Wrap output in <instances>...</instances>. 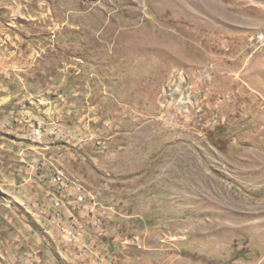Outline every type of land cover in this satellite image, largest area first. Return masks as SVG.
Segmentation results:
<instances>
[{
  "label": "rangeland",
  "instance_id": "374dc122",
  "mask_svg": "<svg viewBox=\"0 0 264 264\" xmlns=\"http://www.w3.org/2000/svg\"><path fill=\"white\" fill-rule=\"evenodd\" d=\"M259 34L264 0H0V99L58 110L34 126L53 129L52 178L106 210L84 223V254L33 215L39 244L24 250L42 264H264Z\"/></svg>",
  "mask_w": 264,
  "mask_h": 264
},
{
  "label": "crops",
  "instance_id": "0c3cea01",
  "mask_svg": "<svg viewBox=\"0 0 264 264\" xmlns=\"http://www.w3.org/2000/svg\"><path fill=\"white\" fill-rule=\"evenodd\" d=\"M0 99V253L13 251L18 244L21 248L26 240L33 249L39 244L35 229L30 224L34 212L31 209L48 201L46 187L52 185V172L49 168L52 140L46 135L41 140L32 136L36 122L53 124V106L38 108L5 107ZM72 109L62 111L71 113ZM48 113V115H47ZM56 115V114H54ZM69 117V116H68ZM74 124V120L72 121ZM75 126V125H74ZM24 200L28 205H21ZM23 206V207H22ZM30 213V214H29ZM33 215V217H32ZM30 219V220H29ZM17 228L10 238L4 236L9 226Z\"/></svg>",
  "mask_w": 264,
  "mask_h": 264
},
{
  "label": "built area",
  "instance_id": "2783aa9c",
  "mask_svg": "<svg viewBox=\"0 0 264 264\" xmlns=\"http://www.w3.org/2000/svg\"><path fill=\"white\" fill-rule=\"evenodd\" d=\"M257 38L264 39V34L257 35ZM51 128H43L36 126L32 129V136L37 140L43 139L46 135L51 133ZM60 181L58 198L50 200V208L45 203L30 210L28 201L24 200L20 204H25L28 207V212H34V217L40 220L47 230L51 238H56L59 243L65 247H70L74 253L84 254L89 245L87 226L99 227L101 225L102 216L106 213L104 206H101L91 192L84 191L83 186L72 187L70 184H64L61 179L55 175L53 179ZM71 197L77 209L76 214L73 215L66 205L62 197ZM21 244L15 247L16 252L11 254L9 264H42L40 258L36 255L35 251L31 248L24 250ZM8 253V252H7ZM4 254V253H2ZM0 253V256L3 257Z\"/></svg>",
  "mask_w": 264,
  "mask_h": 264
},
{
  "label": "bare ground",
  "instance_id": "6f19581e",
  "mask_svg": "<svg viewBox=\"0 0 264 264\" xmlns=\"http://www.w3.org/2000/svg\"><path fill=\"white\" fill-rule=\"evenodd\" d=\"M58 177H59V176H58ZM60 177H61V176H60ZM60 177H59V178H60ZM61 181H62V180H61ZM72 187H80V184H76V183H75ZM21 205L24 206L25 204H21ZM260 214H262V213H260ZM260 214H259V215H260ZM259 222H260V224H262V225L264 224V222H263L262 220L259 221ZM257 223H258V222H257ZM258 224H259V223H258ZM262 233H263V231H262Z\"/></svg>",
  "mask_w": 264,
  "mask_h": 264
}]
</instances>
